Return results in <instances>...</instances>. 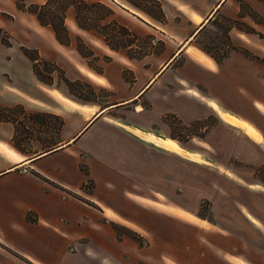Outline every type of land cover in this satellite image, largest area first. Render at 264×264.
I'll list each match as a JSON object with an SVG mask.
<instances>
[{"label":"rangeland","instance_id":"1","mask_svg":"<svg viewBox=\"0 0 264 264\" xmlns=\"http://www.w3.org/2000/svg\"><path fill=\"white\" fill-rule=\"evenodd\" d=\"M89 1H101L113 8L120 23L139 36L133 45L138 48L133 53L134 58H140L139 47L144 46L155 54L166 49L167 56L172 57L181 39L195 28L190 19L191 7L207 12L214 5V0H189L190 3L186 0ZM235 1L242 7L240 14L248 16L230 18L217 14L215 26L208 28L198 42L220 63L235 48L258 62L257 69L252 63H246L244 73L240 74L235 65L231 69L217 66L225 85L218 88L216 99L225 109L252 122L264 135V114L256 107L257 102L264 104V17L245 1ZM181 4L186 7L185 12L178 8ZM128 6L145 13L148 25L134 17ZM0 8L4 12L0 14V24L11 35L13 50L22 52L23 46L42 47L47 55L60 58V63L44 60L37 66L42 78L53 83L58 91L101 106L124 101L130 94L132 89H119L114 93L92 85L79 71V67L89 72L108 70L109 73L119 72L120 78L123 76L131 84L136 81L135 73L129 69L130 63L123 61L127 51L114 52L97 33L78 28L73 9L66 20L72 42L59 45L49 27L41 26L29 12L17 9L12 0H2ZM255 23H260V31L255 29ZM241 30L258 33L256 43L243 40V45L233 44L230 32L237 36ZM8 47L0 41V56ZM185 64L182 83H169L152 99L141 98L139 103L149 107L150 100H154L156 105L174 108L161 116L164 125L160 126V133L177 139L201 157L179 155L153 145L151 153L139 151L130 144L128 153L117 152L110 156L111 160L104 155L84 156L82 166L89 173L96 159L100 169L109 164L119 170L115 178L119 185L111 178L106 179L109 184L99 187L90 177L83 189L92 194L98 188L111 200L116 218H105L111 228L103 229L100 235L105 240L112 237L114 243L116 240L120 243L114 252L105 251L93 237L81 238L77 247L66 248L61 264H234L231 258L264 264V141L252 140L243 129L227 124L212 108H206V102L193 92L210 98L209 85L214 84V76L201 72L183 55L174 61V66ZM63 65L70 72H79L83 78L66 86L62 82L63 72L59 71ZM55 68L58 70L54 71ZM193 76L203 81L193 83L190 79ZM2 112L0 108V117ZM141 198L151 201V205L141 203ZM177 211L203 224L190 223Z\"/></svg>","mask_w":264,"mask_h":264},{"label":"crops","instance_id":"2","mask_svg":"<svg viewBox=\"0 0 264 264\" xmlns=\"http://www.w3.org/2000/svg\"><path fill=\"white\" fill-rule=\"evenodd\" d=\"M12 1L17 8L15 0ZM186 1L190 3L192 0ZM243 1L264 17L262 0ZM43 2L44 0L34 3ZM213 4L207 12L191 7L193 16L190 19L195 28L181 39L180 47L172 57L167 56L166 49L159 54L147 51L140 58H131L128 54L123 56V61L130 63L129 69L136 75L133 84L123 76L120 78L119 72H98L92 69V73L79 67V71L88 77L87 80L90 79L92 85H100L114 93L119 89H132L124 101L105 106L80 101L60 89L58 91L53 83L42 81L35 72L33 60L23 50L15 51L9 46L1 54L0 108L3 112L0 117V264H61L65 250L72 249V245L77 247L79 240L87 236L96 239L106 248L105 251L114 252L118 248V240L114 243L112 237L105 240L100 235L103 229L111 228L109 220L107 223L105 218H116L115 214L114 217L107 214L109 209L114 212L111 200L102 195L98 188L97 192L88 193L83 189V184L91 177L99 187H104L106 183L109 184L106 179L112 178L114 181L119 170L109 164H104V168L100 169L97 159L95 164L92 158L89 173L82 166L84 156L91 158L104 155L111 160L110 156L117 152L128 153L129 144L139 151L152 152V144L137 136L134 128L160 133V126L164 125L161 116L174 108L156 105L154 100H150L149 107H146L139 100L152 99L159 91L166 89L169 83L178 84L184 81L186 64L174 66V61L181 55L196 64L204 74L214 76V84L209 85L210 98L206 99L199 92H193V95L206 102V108H212L216 113L210 101L221 106L216 99V93L218 88H224L225 85L219 77L221 73H217V66L231 69L235 65L240 74L244 73V65L250 62L257 69L258 62L249 59L239 49H232L230 55L224 57L223 63H220L198 42L208 28L215 26L217 14L222 13L230 18L248 16L240 14L242 7L235 0H214ZM128 8L134 17L148 25L149 20L145 13L130 6ZM178 8L184 11L186 7L181 4ZM1 13L4 12L0 8ZM29 13L37 20L33 13ZM255 24V29L260 31V23ZM154 27L161 29L156 24ZM240 33L246 34L251 43H256L258 33L241 30L237 33L239 38L230 32L233 44L243 45ZM55 39L59 45H66L59 42L56 36ZM105 44L114 52L120 50L112 49L106 42ZM190 47L203 52L213 66L191 56L188 52ZM37 50L41 60L61 62L58 56L47 55L42 47ZM59 71L63 72L62 82L66 86H69L68 82L83 78L82 74L70 72L64 65ZM52 73L53 71L50 74ZM190 79L193 83L203 81L195 76ZM259 104L263 103L257 102L256 107L264 114ZM238 117L249 123L260 137L256 139L245 133L252 140L263 143V132L249 120ZM219 118L222 120L220 116ZM102 162L106 163L104 160ZM114 182L119 185L117 180ZM143 199L139 201L143 203ZM239 259L247 262L243 258Z\"/></svg>","mask_w":264,"mask_h":264},{"label":"trees","instance_id":"3","mask_svg":"<svg viewBox=\"0 0 264 264\" xmlns=\"http://www.w3.org/2000/svg\"><path fill=\"white\" fill-rule=\"evenodd\" d=\"M15 3L18 9L33 13L42 26L51 27L57 40L66 45L71 43V34L66 24V18L68 11L73 8L76 23L81 29L99 34L112 49H124L131 58L135 57L133 53L138 48H133V45L139 36L129 27L120 23L115 17L114 9L101 1L44 0L43 3H34L31 0H15ZM77 39L82 42L80 37ZM0 41L6 46L12 45L11 35L2 26H0ZM22 50L33 60L38 77L42 81L50 83L42 78L37 70L38 63L43 61L40 59L37 49L23 46ZM78 51L83 54L80 48ZM139 51V57L147 52L144 47H139ZM68 84L71 85L72 82H68Z\"/></svg>","mask_w":264,"mask_h":264},{"label":"bare ground","instance_id":"4","mask_svg":"<svg viewBox=\"0 0 264 264\" xmlns=\"http://www.w3.org/2000/svg\"><path fill=\"white\" fill-rule=\"evenodd\" d=\"M199 19V18H198ZM240 37L245 40L246 42H250V38L244 34L241 33ZM189 54L191 56H193L195 59L199 60V61H204L207 64H209L210 66H213V63L210 61V59H208L206 57V55L193 48L190 47L188 50ZM210 104L213 108L216 109L218 115L222 118V120L224 122H226L227 124H230L232 126L235 127H239L241 129L244 130V132L248 133L250 136L258 139L260 137V135L257 133V131L246 121L242 120L241 118H239L238 116L232 114L231 112L226 111L225 109H223L221 106H219L216 102L214 101H210ZM141 108V107H139ZM259 108L264 111V104H259ZM134 131L136 133L137 136H139L140 138H142L143 140L151 143L153 146L163 149V150H167L169 152H173V153H177L179 155H188L191 157H201V154L198 152H194V151H189L188 149H186L177 139L169 137L167 135H163L162 133H157V132H152V131H142L139 128H134ZM160 198L162 199V197L160 196ZM143 202L146 204L148 203L149 205H151V201H148L146 199H143ZM163 209L165 212H168V210L166 209V207L163 206ZM110 210V209H109ZM107 210V214L108 216H112L114 217V213L111 212V210L109 211ZM179 213L180 216H183L185 219H187L188 221H190V223H194V224H203L202 221H199L197 219L192 218L190 215H188L187 213L181 212V211H177ZM234 264H248L247 262H245L242 259L239 258H231L230 259Z\"/></svg>","mask_w":264,"mask_h":264}]
</instances>
